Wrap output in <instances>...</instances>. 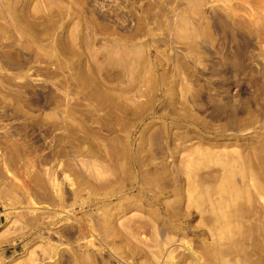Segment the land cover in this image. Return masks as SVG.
Returning a JSON list of instances; mask_svg holds the SVG:
<instances>
[{
  "label": "rangeland",
  "instance_id": "1",
  "mask_svg": "<svg viewBox=\"0 0 264 264\" xmlns=\"http://www.w3.org/2000/svg\"><path fill=\"white\" fill-rule=\"evenodd\" d=\"M0 264H264V0H0Z\"/></svg>",
  "mask_w": 264,
  "mask_h": 264
}]
</instances>
